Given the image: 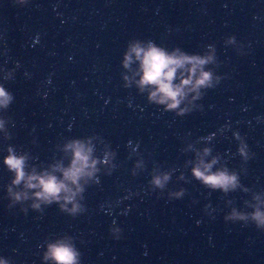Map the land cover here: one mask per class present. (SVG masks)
Returning a JSON list of instances; mask_svg holds the SVG:
<instances>
[{"label": "water", "instance_id": "water-1", "mask_svg": "<svg viewBox=\"0 0 264 264\" xmlns=\"http://www.w3.org/2000/svg\"><path fill=\"white\" fill-rule=\"evenodd\" d=\"M150 42L211 56L203 68L220 83L175 109L150 100L131 51ZM0 86L12 97L0 106V261L57 264L49 246L64 242L77 264H168L264 168V0H0ZM76 142L95 165L71 201L14 183L12 155L26 175L62 178ZM204 165L235 186L205 184Z\"/></svg>", "mask_w": 264, "mask_h": 264}, {"label": "clouds", "instance_id": "clouds-1", "mask_svg": "<svg viewBox=\"0 0 264 264\" xmlns=\"http://www.w3.org/2000/svg\"><path fill=\"white\" fill-rule=\"evenodd\" d=\"M235 37H229L232 42ZM132 52L141 62V80L139 81L141 88L144 86H154L150 93V100H157L160 103H165L168 109H175L179 106L186 94L190 91L196 92V97L203 95L200 88L211 89L215 88L220 83V77H215L213 83V75L211 71H205L203 66L212 60L211 56L202 57L198 55H187L180 53L178 50L169 53L164 48L157 47L155 44L149 43L147 48H142L138 44L133 46ZM131 59V55L126 56L125 66L127 61ZM179 71L180 81L175 83ZM187 72L188 75L184 73ZM194 97V99L196 98ZM11 95L5 91L3 86H0V106H7L11 100ZM183 112V109H181ZM243 147L241 152H243ZM91 149L86 148L83 144L76 142L74 145L73 160L67 169H61L63 177L59 178L54 174L45 172L42 175L32 173L26 175L24 171V157L12 155L6 159V164L10 169L16 172L14 183L19 184L25 182L28 188H38L39 191L35 194L38 199L51 203L53 199L59 200L60 194L67 193L66 201H71L75 193L71 188V184H78L79 179L85 174L91 175V170L94 169L95 161L90 159ZM211 165H204L203 169L197 167L194 169V175L203 181L205 184L213 188H222L227 190L229 186H235L236 176L229 175L226 171L212 173L209 171ZM168 175L155 176L151 183L158 188H163L164 183L168 180ZM170 195L181 196L182 191L170 193ZM17 199L20 195L17 194ZM39 207V205H34ZM63 207V205H62ZM75 210V209H74ZM257 225H264V212L257 210L253 214ZM225 220L245 219L241 213L233 210L232 213L224 217ZM112 233H115V238L120 237L121 229L112 228ZM78 253L73 246L68 243L58 242L49 246V252L46 256L51 257L57 264H77ZM0 264H4L0 261Z\"/></svg>", "mask_w": 264, "mask_h": 264}]
</instances>
